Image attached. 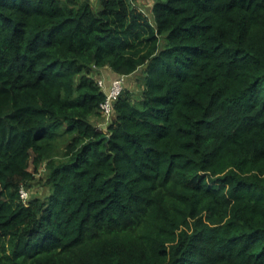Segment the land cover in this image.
Returning <instances> with one entry per match:
<instances>
[{
  "label": "trees",
  "instance_id": "trees-1",
  "mask_svg": "<svg viewBox=\"0 0 264 264\" xmlns=\"http://www.w3.org/2000/svg\"><path fill=\"white\" fill-rule=\"evenodd\" d=\"M97 1L0 0V264H264V0Z\"/></svg>",
  "mask_w": 264,
  "mask_h": 264
},
{
  "label": "built area",
  "instance_id": "built-area-1",
  "mask_svg": "<svg viewBox=\"0 0 264 264\" xmlns=\"http://www.w3.org/2000/svg\"><path fill=\"white\" fill-rule=\"evenodd\" d=\"M125 76H118L115 78L109 86L105 84L104 78H99L98 83L101 88H103L106 98L101 104V111L104 120L98 125L100 129L106 130V127L111 122L114 115L115 102L120 98L125 89ZM20 196L22 200L26 203L29 199V191L22 187L20 189Z\"/></svg>",
  "mask_w": 264,
  "mask_h": 264
},
{
  "label": "rangeland",
  "instance_id": "rangeland-1",
  "mask_svg": "<svg viewBox=\"0 0 264 264\" xmlns=\"http://www.w3.org/2000/svg\"><path fill=\"white\" fill-rule=\"evenodd\" d=\"M94 7L96 8V10H99L101 9V5L99 3V1H95L94 0V3H93ZM142 6L149 11V8L151 7L150 5H147L146 4H142ZM150 12V11H149ZM132 83H133V94L135 95V97H138L140 96V92L142 90V83L143 82V77H142V74L140 73V71L134 75H132ZM141 77H142V80H141ZM97 78L99 79V76H97ZM139 80H141V82H139ZM41 175H44V171H40L39 174H37V177H36V180L31 184V187H29V192L31 194V197H34V196H41V197H45L48 193H49V190L48 188L43 185L42 183L38 182V178L41 176Z\"/></svg>",
  "mask_w": 264,
  "mask_h": 264
},
{
  "label": "crops",
  "instance_id": "crops-1",
  "mask_svg": "<svg viewBox=\"0 0 264 264\" xmlns=\"http://www.w3.org/2000/svg\"><path fill=\"white\" fill-rule=\"evenodd\" d=\"M132 3L134 5H137L139 7H141L148 15H150V12H152V6H153V0H131ZM146 4L147 5H150L151 7L149 8V11L146 10L142 4ZM136 74V73H135ZM134 75V74H133ZM119 75L117 73H115L113 70H111L110 68H105V69H102L100 71V75L99 77H102L104 78L105 80V84L107 86H109L111 84V82L117 78ZM132 75L130 76H126V80H125V88H129L130 90H133L134 86H133V83L131 82L132 81Z\"/></svg>",
  "mask_w": 264,
  "mask_h": 264
}]
</instances>
